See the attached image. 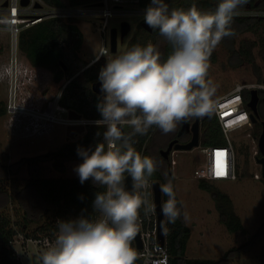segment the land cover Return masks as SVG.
Masks as SVG:
<instances>
[{"label": "clouds", "instance_id": "9594fccd", "mask_svg": "<svg viewBox=\"0 0 264 264\" xmlns=\"http://www.w3.org/2000/svg\"><path fill=\"white\" fill-rule=\"evenodd\" d=\"M247 3L217 0L213 11H202L195 3L185 9L150 0L144 23L171 51L163 58L155 44H137L106 59L100 68V119L95 124L104 131L96 133L94 148L78 146L82 160L75 167L81 184L91 180L100 189L92 201L96 215L58 219L55 238L39 254L38 264H136L140 257L132 241L141 209L146 217L155 210L147 189L157 164L134 147L135 137L147 135L153 127L169 134L189 119L218 111V86L208 78L210 57L225 37L235 35L233 19ZM128 177L131 189L126 186ZM160 192L167 197L161 204L167 222H187L188 213L171 179L161 184Z\"/></svg>", "mask_w": 264, "mask_h": 264}, {"label": "rangeland", "instance_id": "374dc122", "mask_svg": "<svg viewBox=\"0 0 264 264\" xmlns=\"http://www.w3.org/2000/svg\"><path fill=\"white\" fill-rule=\"evenodd\" d=\"M4 1L0 0V8ZM77 1L78 4L68 7H90L91 3L98 0ZM71 17L84 32L83 56L89 61L88 64H91L97 59L104 44L101 21L88 15ZM2 19L4 18L0 16V106L4 109V114L0 115V156L8 153L9 159L1 158L2 162L13 163L58 149L80 133H76L74 137L67 134L68 123L65 119L69 117V110L58 103L62 88L60 89L61 83L55 81L54 71L47 65L32 64L19 48V40L16 47L17 63L12 62V58L16 56L11 55L13 49L11 31ZM123 19L131 23V31L123 41L119 40L116 52L104 56L106 59L127 50V43L134 34L137 24L143 21L141 16H117L111 23L120 27ZM234 36H236L234 43L229 41L233 38H228L229 40L224 38L210 57L208 78L218 86L217 92L231 88L228 91L230 92L239 83L258 82L252 63L244 62L237 67L234 65V48H238L242 41H257L253 48L255 62L264 65V49L260 48L264 33L247 31ZM165 44L166 41L160 37L158 48L161 53ZM218 94L221 93L216 95ZM254 130V123H250L237 127L230 133L236 149L237 178L209 180L213 188H219L231 197L234 210L244 226V230L236 231H230L220 221V213L213 194L200 186L201 177L198 176L197 170L199 166L205 164L207 147L203 144L201 136L199 146L191 150H174L171 153L172 159L161 154V149L166 147L164 140L160 139L162 132L158 128L150 139L148 143L150 152L157 157L159 163H161L159 155L168 163V171L174 178L176 198L183 203V211L189 216L185 222L191 228L188 257L213 259L221 264L264 263V186L261 179L264 173L261 162L257 160V157L262 156L258 147L261 130H257L258 135L253 133ZM64 164L66 166L64 174H77L75 167L78 164L75 161L65 160ZM39 168L46 175L60 173V170L52 165V161L42 162ZM18 170H20L17 175L18 181L24 183L28 176L26 163L18 164ZM9 179L3 180L7 186L11 184ZM39 234H41L39 239L27 238L23 234L14 237L12 246L21 264H38L39 254L55 238V234L53 238L44 233ZM255 234H258V238L252 241L251 237ZM233 248L237 249L229 252Z\"/></svg>", "mask_w": 264, "mask_h": 264}, {"label": "trees", "instance_id": "16d2710c", "mask_svg": "<svg viewBox=\"0 0 264 264\" xmlns=\"http://www.w3.org/2000/svg\"><path fill=\"white\" fill-rule=\"evenodd\" d=\"M44 1L49 5L59 7L78 4L77 0ZM165 2L170 8H188L195 3L199 9H212L215 8L217 0H165ZM149 3L150 0H139L138 2L141 7H147ZM246 6L263 9L264 0H248L247 5L241 9ZM232 29L235 35L247 31L264 33V18L236 16L233 19ZM234 37L236 36L225 37V39L233 38L229 41L234 43ZM159 39L160 36L157 31H150L139 23L127 43V49L137 44L145 46L148 43H153L158 47ZM261 40L263 41L260 48L264 49V36ZM83 42L84 32L72 17H49L22 28L19 33V48L25 53L26 58L34 65L49 66L54 71L55 81L61 83L60 89L63 90L58 99L59 105L66 110L77 111L84 118L100 119L97 102L101 94L95 92L92 85L98 81L99 70L104 65L106 57H101L88 64L89 61L83 56ZM256 45V40H248L242 41L238 48L235 47L234 65L237 67L244 62L252 63L256 78L259 83H262L264 82V65L255 62L253 48ZM170 51L171 46L166 42L162 57L166 58ZM230 89L225 88L217 92L221 93L217 97L226 94ZM259 94L258 109L260 116L259 120L254 123L255 130L253 133L255 135H258V129L262 131V121L264 120V89H259ZM242 96L246 109L251 111L247 106L250 89L245 88ZM2 114H4V109L0 106V115ZM192 119L189 120L192 121ZM200 121L203 144L209 146L226 142L223 129L215 114L211 117H202ZM98 131L103 132L104 128L98 129L95 123L88 124L83 132L58 149L24 158L19 162H2L1 158L9 159L8 153L0 156V169L2 168L0 175H4L0 176V264H21L12 246L17 234H23L27 238L39 239L41 238L39 233H44V235L53 238L57 232L56 221L58 219H74L81 214L95 217L96 214L92 213V201L95 193L100 189L94 186L91 180L81 184L78 174H64L66 173L64 161L81 163L82 158L77 154L78 146L84 148L92 146L94 148L98 139L96 137ZM124 131L128 132L130 129L125 128ZM155 131L156 128L153 127L147 135L135 137L134 147L142 155H148L156 161L157 171L149 178L150 181L159 180L163 184L171 179L173 183L174 178L168 171V163L164 161L161 155H159L161 159V163H159L157 157L149 150L148 143ZM239 148L242 150L241 146ZM44 161H52V165L59 169L60 173L58 175L43 174L39 167ZM21 163L27 165L28 176L24 183H20L17 177L20 173L18 164ZM5 178H10V185L4 184ZM200 179V186L210 191L217 202L220 221L230 231L244 230L241 218L234 210L231 197L219 188H213L209 180ZM261 179L264 186V174ZM166 199L167 197L163 196V200ZM190 233V226L182 219H178L174 224L168 223L166 220V247L169 254V264H221V262L213 259L188 257ZM257 238L258 234H255L251 240L255 241ZM132 247L139 254L134 240ZM234 249L237 248L230 249L229 252ZM136 264H143V259L140 257Z\"/></svg>", "mask_w": 264, "mask_h": 264}, {"label": "built area", "instance_id": "2783aa9c", "mask_svg": "<svg viewBox=\"0 0 264 264\" xmlns=\"http://www.w3.org/2000/svg\"><path fill=\"white\" fill-rule=\"evenodd\" d=\"M100 1L103 2L102 5H92L85 8H74L68 6H52L47 4L44 0H29L27 5H22L21 0H8L9 3L7 7L1 6L0 12H2V14L0 16L5 19L6 23L8 24L7 27H9L11 31V42L13 47L11 55H17L16 47L19 40L18 36L20 30L23 27H28L49 17H71L73 15L93 16L101 21V31L104 36V44L99 51L97 59L104 57V51H107L108 54H111L110 32L111 28L113 27L111 20L117 16L143 17L146 7H141L138 4L139 0H98L95 2ZM37 3L39 6H36ZM200 10L213 11L214 8H200ZM239 11L240 14L238 16L264 18V8H245L240 9ZM15 19L17 20L14 22ZM12 62L17 63V56L12 58ZM254 87L258 89H264V82H256L251 84L239 83L230 92L217 97L220 106L218 111L215 113V116L217 117L223 129L226 142L220 145H209L205 148V164L202 167L199 166L197 170L198 176L201 178L208 180H235L237 178L236 149L230 137V133L237 127L251 123L249 116L251 111L245 107L242 92L245 88L250 89ZM240 116L245 117V119L240 121L236 120ZM96 120L98 119L84 118L81 116V118L78 119H71L68 117L65 119V122L68 124H84L87 126L88 124L95 123ZM232 121L239 122L230 125V122ZM217 152L225 153V156L219 158V160L221 165L224 167L226 174L219 177L215 175V167L217 163V157L215 154ZM147 192L149 193L148 199L153 204L152 181L150 180ZM139 220L141 226L140 238L143 241V248L139 250L138 255L143 259V264H169V254L166 243L161 245L157 242L155 211L146 217L144 216L143 209H141Z\"/></svg>", "mask_w": 264, "mask_h": 264}, {"label": "water", "instance_id": "95a60500", "mask_svg": "<svg viewBox=\"0 0 264 264\" xmlns=\"http://www.w3.org/2000/svg\"><path fill=\"white\" fill-rule=\"evenodd\" d=\"M8 3H9L8 0H5L4 2H2L1 6L7 7ZM28 3L29 0H21L22 5H27ZM102 3L103 2L101 1L94 2L91 3V5H102ZM36 6H39V4L37 3ZM141 25L143 27L148 28L150 31L152 30L144 23V21L141 22ZM131 28H132L131 23L128 20H123L120 24V27L113 26L111 28V32H110L111 53L116 52L118 50L119 36H120V40L123 41L124 37L131 31ZM92 88L95 92L101 94L99 80L93 83ZM259 101H260L259 89L255 87L250 88V98L247 102V106L251 109V112L249 114L251 123H255L259 120V116H260L258 109ZM81 116L82 115L77 111L72 109L69 110V117L71 119H78L81 118ZM262 124H263L262 131L258 139V147L262 156L257 157V160L261 162L264 173V120L262 121ZM85 128L86 126L84 124L70 123L67 125V134L71 137H74L76 133L83 132ZM183 132H189L191 134L190 139L184 142L173 140L166 149L162 150V154L165 157H168L174 143H175L174 145L175 150H191L194 147L199 146L200 136H201L200 118H195L194 121L188 120L187 122L181 123L180 133ZM161 184L162 183L159 180L153 181L152 191H153V205L155 209L154 211L156 214L157 242L161 245H164L166 243V218L161 213V204L163 201V196L160 192ZM126 186L129 189H131L132 187V182L130 177L126 179ZM138 223H139V231L134 239V243L136 249L141 250L143 248V241L140 238V233H141L140 220L138 221Z\"/></svg>", "mask_w": 264, "mask_h": 264}, {"label": "flooded vegetation", "instance_id": "af4514ba", "mask_svg": "<svg viewBox=\"0 0 264 264\" xmlns=\"http://www.w3.org/2000/svg\"><path fill=\"white\" fill-rule=\"evenodd\" d=\"M125 38V37H124ZM119 40H120V36H119ZM26 56V55H25ZM195 119V118H194ZM192 121H194V120H192ZM180 128H181V124H179L178 125V127H177V129H176V131H174V132H171V133H169V134H164V133H160L161 135V137H160V139H163L164 140V147H168L169 146V144L173 141V140H178V141H180V142H184V141H187V140H189L190 139V136H191V134L189 133V132H183V133H180ZM200 131L202 132V125H201V121H200ZM174 145H175V143H174ZM174 145H173V147H172V149H171V151H170V153H169V155H168V158H171L172 159V155H171V153H172V151H174L175 149H174ZM165 148V149H166ZM164 148H162L161 149V154H162V150H163ZM167 158V157H166Z\"/></svg>", "mask_w": 264, "mask_h": 264}, {"label": "snow or ice", "instance_id": "6c2138e0", "mask_svg": "<svg viewBox=\"0 0 264 264\" xmlns=\"http://www.w3.org/2000/svg\"><path fill=\"white\" fill-rule=\"evenodd\" d=\"M244 119H245V117H243V116L238 117V120H244ZM234 123H236V121L230 122V125L234 124ZM215 155L217 157V163H216V167H215V175L218 177L224 176L226 174V172H225L224 167L221 165L219 158L224 157L225 153L224 152H217Z\"/></svg>", "mask_w": 264, "mask_h": 264}, {"label": "bare ground", "instance_id": "6f19581e", "mask_svg": "<svg viewBox=\"0 0 264 264\" xmlns=\"http://www.w3.org/2000/svg\"><path fill=\"white\" fill-rule=\"evenodd\" d=\"M2 20L5 21V19H2ZM16 20H17V19H15L14 22H15ZM5 22H6V21H5ZM236 120H238V119H236ZM239 121H240V120H239ZM239 121H236V122H239Z\"/></svg>", "mask_w": 264, "mask_h": 264}, {"label": "crops", "instance_id": "0c3cea01", "mask_svg": "<svg viewBox=\"0 0 264 264\" xmlns=\"http://www.w3.org/2000/svg\"><path fill=\"white\" fill-rule=\"evenodd\" d=\"M144 21V20H143Z\"/></svg>", "mask_w": 264, "mask_h": 264}]
</instances>
